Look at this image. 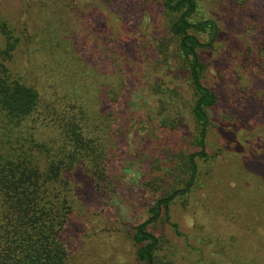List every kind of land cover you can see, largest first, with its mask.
Masks as SVG:
<instances>
[{
  "label": "rangeland",
  "instance_id": "rangeland-1",
  "mask_svg": "<svg viewBox=\"0 0 264 264\" xmlns=\"http://www.w3.org/2000/svg\"><path fill=\"white\" fill-rule=\"evenodd\" d=\"M24 1L0 0V16L17 35L27 26L35 38L39 13H29ZM198 1L220 27L214 47L199 51L202 81L219 97L209 110L210 157L199 161L208 177L176 198L170 223L161 220L152 231L173 264H264V0ZM64 6L52 19L58 31L45 32L58 47L40 53L43 74L70 91L85 84L79 93L93 111H111L116 146L110 180L98 177L75 196L59 241L66 264H139L133 231L165 193L163 176L175 178L171 162L191 152L194 91L177 62L163 0H65ZM5 43L0 32V51ZM26 47L0 56L16 76L34 51Z\"/></svg>",
  "mask_w": 264,
  "mask_h": 264
},
{
  "label": "trees",
  "instance_id": "trees-1",
  "mask_svg": "<svg viewBox=\"0 0 264 264\" xmlns=\"http://www.w3.org/2000/svg\"><path fill=\"white\" fill-rule=\"evenodd\" d=\"M24 4L29 13L31 9L39 13L37 29L41 28L35 38L27 26L17 35L0 16L6 42L0 56L11 58L21 43L28 51L34 45L22 75L16 76L0 62V264H66L67 250L59 232L75 196L85 195L94 179L110 177L115 129L111 111H93L79 93L85 84L70 91L66 84L50 83L43 74L40 53L58 47L45 32L58 31L52 19L66 10L65 0H25ZM163 4L177 62L186 69L194 91L191 115L196 130L189 141L191 152H180L171 162L175 178L169 173L163 176L165 193L153 203L147 220L134 228L139 264H173L162 256L163 238L152 227L161 220L170 223L171 203L188 195L198 178L208 177L199 161L210 157L209 110L219 101L202 81L206 67L199 57L201 49L218 41L217 21L204 15L198 0H163ZM163 47L161 52L167 54L169 48ZM158 161L162 164V159Z\"/></svg>",
  "mask_w": 264,
  "mask_h": 264
}]
</instances>
